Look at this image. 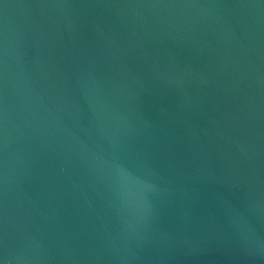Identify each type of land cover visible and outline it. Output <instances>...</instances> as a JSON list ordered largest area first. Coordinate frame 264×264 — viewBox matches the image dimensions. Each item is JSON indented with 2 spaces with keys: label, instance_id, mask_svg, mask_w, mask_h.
<instances>
[{
  "label": "water",
  "instance_id": "1",
  "mask_svg": "<svg viewBox=\"0 0 264 264\" xmlns=\"http://www.w3.org/2000/svg\"><path fill=\"white\" fill-rule=\"evenodd\" d=\"M0 264H264V0H0Z\"/></svg>",
  "mask_w": 264,
  "mask_h": 264
}]
</instances>
